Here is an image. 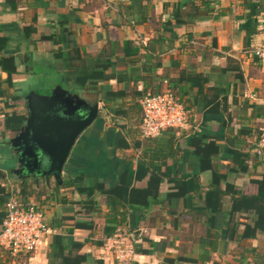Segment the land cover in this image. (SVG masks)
<instances>
[{
	"label": "crops",
	"instance_id": "obj_1",
	"mask_svg": "<svg viewBox=\"0 0 264 264\" xmlns=\"http://www.w3.org/2000/svg\"><path fill=\"white\" fill-rule=\"evenodd\" d=\"M136 1L141 13L130 0H0V58L14 65L8 78L0 66V95L18 97L6 111L26 117L16 84L34 78L28 90L59 84L99 106L61 184L9 172L0 117V220L14 191L53 231L28 258L0 247V264H264V62L251 53L264 0H193L191 24L169 16L183 0ZM166 80L186 122L143 138L139 99ZM114 232L131 260L102 248Z\"/></svg>",
	"mask_w": 264,
	"mask_h": 264
},
{
	"label": "water",
	"instance_id": "obj_2",
	"mask_svg": "<svg viewBox=\"0 0 264 264\" xmlns=\"http://www.w3.org/2000/svg\"><path fill=\"white\" fill-rule=\"evenodd\" d=\"M23 99L25 120L7 140L8 170L18 179L50 176L61 184L73 143L98 118V102H87L59 84L45 93L30 89Z\"/></svg>",
	"mask_w": 264,
	"mask_h": 264
},
{
	"label": "built area",
	"instance_id": "obj_3",
	"mask_svg": "<svg viewBox=\"0 0 264 264\" xmlns=\"http://www.w3.org/2000/svg\"><path fill=\"white\" fill-rule=\"evenodd\" d=\"M251 53L264 62V44L254 47ZM3 99L0 97V106ZM141 111L139 133L149 138L168 128H177L186 122V110L177 94L166 84L157 91H146L139 99ZM0 113V117H1ZM253 148L256 154L264 151V127ZM53 231L47 226L42 210L33 202L21 199L9 191L3 204L0 220V247L13 256L28 258L43 237ZM124 234L114 232L102 242V248L112 254L114 260L124 263L133 258V249Z\"/></svg>",
	"mask_w": 264,
	"mask_h": 264
},
{
	"label": "trees",
	"instance_id": "obj_4",
	"mask_svg": "<svg viewBox=\"0 0 264 264\" xmlns=\"http://www.w3.org/2000/svg\"><path fill=\"white\" fill-rule=\"evenodd\" d=\"M129 4L133 7H135V9L138 13H141V9L138 8L140 3H137L136 0H130ZM185 8H186V10H185ZM200 9L201 8L199 7V5H196L193 0H183L181 3H179L174 8H172L169 16H171L170 18H172L173 22L176 24H181V23L191 24L195 20H197L198 18L201 17V11L202 10H200ZM143 19L144 18L142 17L141 20H143ZM165 21H166V23H168L170 20L167 19ZM7 64H8V68H6ZM0 66L7 71L6 72L7 78L9 77L10 73L14 71V65H13V61H12L11 57L0 58ZM165 82L168 84L167 80ZM0 97L3 99V102L0 106V113L2 115L1 117L3 118L2 119L3 129L5 131L16 132L20 128V126L23 124V122L25 120V115L23 113L15 111V110H11V111H6V110H7V108L12 107V105H13V102H11L9 99L15 100V99H18V97L13 96L12 98L11 97L6 98L7 96L5 97L3 95L2 96L0 95ZM259 133L260 132L258 131L256 141L258 140ZM139 135H140V133H139ZM31 178H34V177H31ZM20 181H24V179H21ZM71 259H72V256L66 255L63 257V262L61 264H68L69 261H71Z\"/></svg>",
	"mask_w": 264,
	"mask_h": 264
},
{
	"label": "rangeland",
	"instance_id": "obj_5",
	"mask_svg": "<svg viewBox=\"0 0 264 264\" xmlns=\"http://www.w3.org/2000/svg\"><path fill=\"white\" fill-rule=\"evenodd\" d=\"M43 81V78L40 79V82ZM39 84V81H37V78H34V79H29L28 81H18L17 84H16V87L18 89V93H21V94H26L27 91H28V88L30 87L29 84ZM38 88V92L39 93H45L46 89L44 87H37ZM24 112H26V109L23 110ZM7 143V141L5 142ZM3 150V153L8 157V160L12 163V160L10 158H12L11 156H9L8 154V150H7V146H5L4 149H1Z\"/></svg>",
	"mask_w": 264,
	"mask_h": 264
}]
</instances>
